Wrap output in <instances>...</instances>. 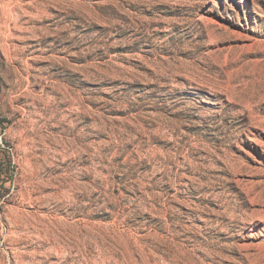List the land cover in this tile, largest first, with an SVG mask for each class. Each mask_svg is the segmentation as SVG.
Wrapping results in <instances>:
<instances>
[{
	"label": "rangeland",
	"instance_id": "1",
	"mask_svg": "<svg viewBox=\"0 0 264 264\" xmlns=\"http://www.w3.org/2000/svg\"><path fill=\"white\" fill-rule=\"evenodd\" d=\"M0 264H264V0H0Z\"/></svg>",
	"mask_w": 264,
	"mask_h": 264
}]
</instances>
